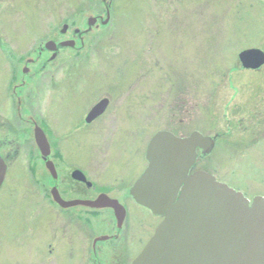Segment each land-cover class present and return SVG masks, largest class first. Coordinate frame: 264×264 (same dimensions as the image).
Listing matches in <instances>:
<instances>
[{"label":"rangeland","instance_id":"rangeland-1","mask_svg":"<svg viewBox=\"0 0 264 264\" xmlns=\"http://www.w3.org/2000/svg\"><path fill=\"white\" fill-rule=\"evenodd\" d=\"M108 8L110 21H99L82 44L75 30L87 29L92 16L106 19ZM71 38L76 46L36 78L50 55L40 51L45 44ZM254 47L264 51V0H0V111H14L17 131L8 138L21 148L0 189V264L55 263L49 245L55 216L41 203L50 180L35 141L22 131L29 126L11 109L13 70L27 82L23 99L35 119L68 129L65 140L54 141L66 143L69 164L89 166L98 184L120 173L140 177L159 131L197 130L216 136L197 169L252 199L264 197V133L251 118L249 89L264 80V65L247 70L239 54ZM24 67L33 75H23ZM106 97L107 113L86 126L87 112ZM132 210L154 216L147 208Z\"/></svg>","mask_w":264,"mask_h":264},{"label":"water","instance_id":"water-1","mask_svg":"<svg viewBox=\"0 0 264 264\" xmlns=\"http://www.w3.org/2000/svg\"><path fill=\"white\" fill-rule=\"evenodd\" d=\"M110 19L108 10L102 24ZM97 21V17H90L88 30ZM61 45L72 48L76 40L63 41ZM46 48L56 51L57 43L50 40ZM239 60L243 67L255 70L264 65V51L244 49ZM109 103L108 98L99 101L90 110L87 122L104 114ZM35 137L42 158L47 160L51 153L48 137L40 127ZM214 145V139L199 131L179 137L161 130L151 138L147 149L149 166L133 185L131 195L164 220L134 264H264V197L250 202L243 192L207 171L191 173L197 149L201 148L205 155L213 151ZM46 165L55 175L53 162L48 160ZM7 172V164L0 156V188ZM76 176L85 179L80 171ZM53 190L56 200L63 204L58 190ZM79 204L113 207L118 215L120 212L119 203L105 196L96 202L68 201L64 206Z\"/></svg>","mask_w":264,"mask_h":264},{"label":"flooded vegetation","instance_id":"flooded-vegetation-1","mask_svg":"<svg viewBox=\"0 0 264 264\" xmlns=\"http://www.w3.org/2000/svg\"><path fill=\"white\" fill-rule=\"evenodd\" d=\"M78 30L79 29L75 30V35L79 36L82 40V44H84L85 32L81 30V32L78 33ZM67 31L65 33H67ZM62 41L64 40L57 42L58 49L56 51L40 50L41 53L47 52L50 55L45 59V63L40 64L41 67H38L39 72L35 70L36 78L41 77L40 75L43 71L48 69L51 70L54 60L62 57L61 51L69 49L60 46ZM55 54L56 56H54ZM35 61L36 60L33 58H29L28 60L29 64ZM24 68L22 69L23 75H33V73L30 72V68H25V70ZM260 69H256L255 71ZM11 74L12 77L15 75L13 77V87L12 82H9L8 95L11 109L15 107V115L18 116V120L21 122L24 121L25 124L29 126V130H26V127H24L22 131L35 141L34 151H38L41 158V150L37 145L35 137L37 127L44 130L51 147V153L47 157L48 159L42 158L47 168L45 174L47 178H45L50 180V183H47L46 187L43 184V189L46 191L45 196H42L43 200L41 203H48L47 206L52 212V215L55 216L51 221L50 232L53 241L49 243L51 246L50 252L53 254L55 260L54 264H66V261L67 264H134L135 259L144 251L145 246L150 242L157 227L164 219L161 216L153 214L147 207L140 205L135 197L131 195L133 185L142 174L136 179H129L128 176L120 173V178H115L113 183H110L112 182L110 181L103 186L100 183L98 184L94 179L91 173L93 171L89 166L80 167L78 165L69 164V159L66 156V143L59 144L57 140L56 142L54 141L58 136L65 140L66 137L69 136L67 132L68 129L60 128V126L57 125V127H52V125L48 123L50 119L48 122L43 121V123H39L23 99L24 94L22 92V87L27 85L25 78L22 76L21 80H19L14 70ZM32 78L34 77H31V79ZM249 92L253 99L249 103L251 118L254 120L256 129L264 133V80L262 79L256 88L252 87L249 89ZM99 101L97 103H99ZM111 103L112 101L108 104L104 114L98 116L91 122H87L90 109L85 117L86 126L92 128V126L107 113ZM43 112L46 113L45 110ZM12 113L14 114V111H10V115L0 111V156L6 161L8 169L9 159L17 155L21 150L17 144L16 138L13 137L12 141L8 138V133L9 135L11 132L15 134V130L17 131V129L13 127L12 120L14 116ZM4 115H9V117L5 118ZM78 125V128H81L80 124ZM47 126H49V128ZM48 160H51L56 168L55 175L46 165ZM66 163L69 165L67 170L62 168V165H66ZM195 169L197 168L195 167L192 172H194ZM37 170L38 169H35V171ZM77 171L82 172L85 179L82 178V176H76ZM41 180L40 178H35L36 187H41ZM108 185L110 187H108ZM53 189L58 190L60 198L64 203L79 200L96 202L104 196L114 199L120 205V207H118L120 210L119 215L116 208L113 207H95L84 204L66 207L64 203L62 204V202L56 200ZM133 205L141 209L147 208L154 216L151 215V217H146L137 215L132 210ZM40 207L43 208L39 201H37L36 208L40 209Z\"/></svg>","mask_w":264,"mask_h":264}]
</instances>
